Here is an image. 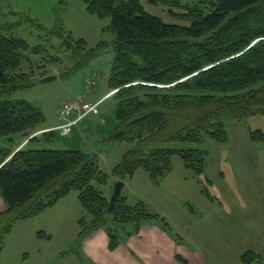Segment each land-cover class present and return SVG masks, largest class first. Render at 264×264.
Returning a JSON list of instances; mask_svg holds the SVG:
<instances>
[{
	"label": "trees",
	"instance_id": "16d2710c",
	"mask_svg": "<svg viewBox=\"0 0 264 264\" xmlns=\"http://www.w3.org/2000/svg\"><path fill=\"white\" fill-rule=\"evenodd\" d=\"M83 1L90 14L111 18L115 34L111 43L100 41L90 47L86 39L75 40L63 28L49 34L59 37L73 57L78 56L74 70L112 47L107 85L114 91L116 123L104 140L138 142L140 146L126 151L111 173L100 168L98 158L89 162L92 154L83 150L32 147L35 142L56 139L57 130L39 133L46 121L40 109L29 101L1 97L34 84L32 75L22 67L32 64L29 55L38 53L39 47L32 48L13 33L1 34L0 137L11 141L22 137L28 142L18 150L0 145V195L7 205L0 212V259L17 221L40 215L73 191L90 215L83 214L78 220L79 241L103 229L113 251L146 223H158L169 230L164 216L152 212L142 200L129 203L123 194L108 213L110 199L101 187L109 186L112 177L114 183L124 181L139 170L158 183L173 171L175 156L187 169L202 174L208 151L192 144L205 138L225 143L228 120L264 115V0L193 5L180 0H149L169 6L172 16L189 21V25L165 22L148 13L141 0ZM47 76L45 73L42 78ZM251 135L254 141L263 140L260 130ZM202 192L212 198L207 186ZM38 235L51 237L44 232ZM240 260L264 264L261 254L252 249L243 252Z\"/></svg>",
	"mask_w": 264,
	"mask_h": 264
},
{
	"label": "rangeland",
	"instance_id": "374dc122",
	"mask_svg": "<svg viewBox=\"0 0 264 264\" xmlns=\"http://www.w3.org/2000/svg\"><path fill=\"white\" fill-rule=\"evenodd\" d=\"M180 1L193 5L201 1L218 0ZM141 2L148 13L167 23L190 24L179 16H172L169 6L152 4L149 0ZM174 10L183 12L179 8ZM111 24L110 17L100 18L90 14L83 0H0V35L13 33L26 39L32 48L39 47L38 53L29 55L32 64L25 63L22 67L24 72L32 75L34 84L5 94L1 99L31 102L45 114L46 121L41 125L44 128L60 123L55 110L60 102L72 100L78 95L96 102L108 91L98 109L75 125L70 135L63 137L62 131L57 130L59 135L56 139L32 144V147L38 148L78 149L92 156L99 154V166L106 173H111L126 151L140 146L138 142L104 140L116 123L112 98L114 91L109 90L107 85L114 51L111 46L104 48L88 65L74 70L78 56L73 57L71 50L68 51L66 45L62 46V40L49 32L63 28L64 33L71 34L75 40L84 38L90 47H95L100 41L111 43L115 39ZM45 73L55 76V79L43 81L42 75ZM94 79L96 84L90 88L89 80ZM226 129L229 139L225 143L205 138L192 144L193 147L208 151L207 168L202 174H195L189 169L193 176L192 183L186 186V190L183 189V193L175 195L181 206L188 208L192 205L203 217L198 229L188 226L185 233L191 245H201L210 264H242L240 253L249 248L260 252L264 246V115L252 116L243 121L228 120ZM257 130L263 133L261 141L251 138L252 132ZM22 140V137L16 141L0 137V145L16 147ZM173 161V165L176 162L183 163L178 156ZM114 185L112 177L109 186L101 187L109 199L112 196L110 188L114 189ZM205 186L211 200L202 192ZM71 194L76 195L77 192ZM146 199L150 197L145 196L142 201ZM71 208L74 210L73 215L65 214V219H57L67 224V230L49 226L55 229L56 235L45 264H89L85 257H79L77 234L80 225L77 218L83 214L90 218V215L83 210L79 216H75L76 207ZM62 212L63 209H60L56 213L61 215ZM184 212L181 219L186 217ZM32 240H20L14 232L5 263L19 264L24 250L28 249L31 259L26 264H41L36 252L41 245H36V241Z\"/></svg>",
	"mask_w": 264,
	"mask_h": 264
},
{
	"label": "crops",
	"instance_id": "0c3cea01",
	"mask_svg": "<svg viewBox=\"0 0 264 264\" xmlns=\"http://www.w3.org/2000/svg\"><path fill=\"white\" fill-rule=\"evenodd\" d=\"M104 95L96 99V101L102 99ZM59 104L56 105L55 110ZM58 125L57 123L44 127L39 132L56 130ZM27 142V139L22 140L16 147L11 148L18 150L25 146ZM189 171L183 163L176 162L173 165V171L158 183H155L143 170L137 171L132 178L124 180L125 186L122 194L127 197L129 203L134 204L136 200L139 201L145 199V196H149L150 199H146L148 203L145 202L149 204L152 212L160 214L167 219L170 224L169 230H165L158 223H146L142 225L137 234L125 239L117 249L112 251L109 249V237L106 231L100 229L91 233L82 241L78 239L79 257H85L89 264H210L204 251L200 248L201 245H191L189 237L185 233V229L188 226L197 228L203 217L198 214L199 212H196L192 205L188 206V208L181 206L178 198L175 197L177 193H183V189L186 190V186L192 183L191 177L193 176ZM110 190L113 193L112 187ZM71 195L75 194L70 193L54 207L45 210L34 218L17 221L6 238V245L1 255L0 264H6V252L8 246L11 245L10 241L14 232L20 240L33 239L32 241L35 240L36 245L37 243L41 245V248L39 247L36 250L37 260L41 264H45L47 256L51 253L49 251L50 245H52L56 235L55 229H51L49 226L52 225L56 229L63 228L65 230L67 224H62L61 220L57 219H65V214L73 215L72 206L76 207L75 216H79L83 211L78 194L75 196ZM208 199L211 200L210 198ZM6 208L7 205L0 195V212L5 211ZM60 209H63V212L58 215L56 212H59ZM179 209L181 210L180 212H178ZM184 211H186V217L181 219V214ZM80 217L77 218V222ZM37 224H39L38 227H36ZM39 232H44L51 237H39ZM262 248L263 250L258 253L264 259V246ZM249 249L255 250L253 248ZM242 253H240L239 257ZM30 259L31 253L26 249L19 264H26Z\"/></svg>",
	"mask_w": 264,
	"mask_h": 264
},
{
	"label": "built area",
	"instance_id": "2783aa9c",
	"mask_svg": "<svg viewBox=\"0 0 264 264\" xmlns=\"http://www.w3.org/2000/svg\"><path fill=\"white\" fill-rule=\"evenodd\" d=\"M95 84L96 79L89 80L90 88ZM105 98L92 102L85 99L83 95H78L72 100H64L56 108V114L60 121L57 129L62 131V135H70L73 127L95 112Z\"/></svg>",
	"mask_w": 264,
	"mask_h": 264
},
{
	"label": "water",
	"instance_id": "95a60500",
	"mask_svg": "<svg viewBox=\"0 0 264 264\" xmlns=\"http://www.w3.org/2000/svg\"><path fill=\"white\" fill-rule=\"evenodd\" d=\"M53 79H55V76H47V77L43 78V81L46 82V81H51ZM97 155L98 154L92 156L89 159V162L96 160L97 159ZM124 186H125V182L123 180H119V181H117L115 183L114 189H113V193H112V196L110 198L109 207H108V210H107L108 213L111 212L112 210H114L117 201L119 200V198L122 195V190H123Z\"/></svg>",
	"mask_w": 264,
	"mask_h": 264
}]
</instances>
